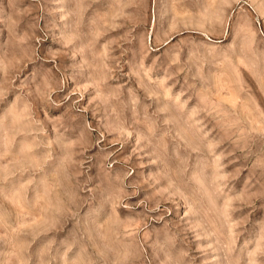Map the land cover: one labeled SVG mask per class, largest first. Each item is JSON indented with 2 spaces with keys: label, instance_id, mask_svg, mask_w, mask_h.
I'll use <instances>...</instances> for the list:
<instances>
[{
  "label": "rangeland",
  "instance_id": "374dc122",
  "mask_svg": "<svg viewBox=\"0 0 264 264\" xmlns=\"http://www.w3.org/2000/svg\"><path fill=\"white\" fill-rule=\"evenodd\" d=\"M0 264H264V0H0Z\"/></svg>",
  "mask_w": 264,
  "mask_h": 264
}]
</instances>
